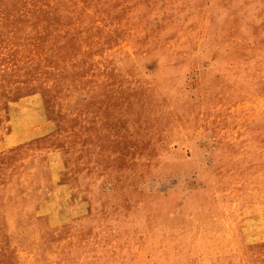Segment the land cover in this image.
<instances>
[{"label": "rangeland", "instance_id": "374dc122", "mask_svg": "<svg viewBox=\"0 0 264 264\" xmlns=\"http://www.w3.org/2000/svg\"><path fill=\"white\" fill-rule=\"evenodd\" d=\"M0 264H264V0H0Z\"/></svg>", "mask_w": 264, "mask_h": 264}]
</instances>
